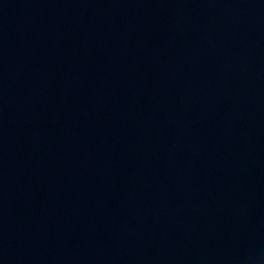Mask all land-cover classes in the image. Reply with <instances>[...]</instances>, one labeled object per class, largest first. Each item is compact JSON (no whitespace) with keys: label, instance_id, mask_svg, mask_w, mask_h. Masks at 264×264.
I'll return each instance as SVG.
<instances>
[{"label":"water","instance_id":"95a60500","mask_svg":"<svg viewBox=\"0 0 264 264\" xmlns=\"http://www.w3.org/2000/svg\"><path fill=\"white\" fill-rule=\"evenodd\" d=\"M0 264H264V0H0Z\"/></svg>","mask_w":264,"mask_h":264}]
</instances>
